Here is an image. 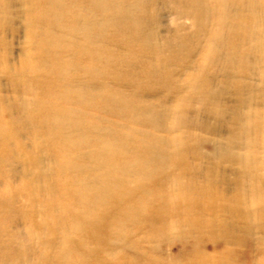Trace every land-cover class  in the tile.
Listing matches in <instances>:
<instances>
[{
    "label": "bare ground",
    "instance_id": "obj_1",
    "mask_svg": "<svg viewBox=\"0 0 264 264\" xmlns=\"http://www.w3.org/2000/svg\"><path fill=\"white\" fill-rule=\"evenodd\" d=\"M36 1L38 19L29 30L37 35L42 25L47 38L38 34V56L24 60L19 82H30L38 96L12 107L0 96V152L8 157L0 162V180L7 179L2 164L14 174L21 164L23 176V197L10 194L6 200L10 185L2 186L0 264H158V247L129 257V243H159L175 233L189 239L183 229L197 232L208 226L203 217L217 213L221 194L195 183L198 167L190 159L204 157L198 146L184 135L166 142L144 119L156 109L143 96L146 85L139 86L141 92L132 90L141 76L134 60L148 70L147 80L153 78V62L145 55L152 41L134 15L138 1ZM231 3L241 8L236 30L260 46L262 0H191L184 11L197 22L215 10L216 23L229 29ZM244 3L251 8L243 10ZM122 24L130 25L127 31L117 26ZM111 27L110 34H122L125 43L109 39ZM214 33L220 39L222 33ZM52 53L53 61L48 60ZM2 75L19 85L11 68ZM191 81L196 93L207 91L209 79ZM187 107L183 101L177 123ZM142 122L153 135L139 128ZM259 131L252 145L264 141V128ZM27 132L41 138L31 141L29 159L22 155L25 144L16 147L19 140L12 139H23ZM220 148L214 156L240 166L239 189L252 190L245 215L264 218V156ZM20 225L26 239L18 235ZM131 228L141 234L137 240L127 236ZM110 241L126 243L112 259ZM186 255L199 256L195 251Z\"/></svg>",
    "mask_w": 264,
    "mask_h": 264
},
{
    "label": "rangeland",
    "instance_id": "obj_2",
    "mask_svg": "<svg viewBox=\"0 0 264 264\" xmlns=\"http://www.w3.org/2000/svg\"><path fill=\"white\" fill-rule=\"evenodd\" d=\"M134 1H138L133 3L136 4L134 15L141 23L138 25L140 31L152 41L148 42L150 53L145 54L153 62L149 72L152 80L146 79L148 70L144 67L143 71L140 59L134 60L141 76L139 85L132 90L141 92L139 86L146 85L143 96L156 109L151 119H144L158 127V135L166 142L184 135L200 148L204 157L190 159L198 167L195 183L220 193L221 206L215 215L203 217L208 226L197 232L188 227L183 229L189 239L175 233L159 243H129L133 246L128 250L129 257L144 256L149 249L158 247V264H264V218L260 217L261 221L258 217L245 215L250 210L246 199L251 197L252 190L248 186L244 187L246 190L239 189L242 186L238 164L214 156V149L220 147V150L253 153L257 158L264 156V141L255 145L250 143L257 135H262L259 128H264V42L257 47L253 36L242 38L244 34L236 30L241 8L235 3L228 9L230 28L226 29L216 23L215 10L207 19L195 22L194 17L184 11V5L190 6L191 0ZM262 2L264 4V0ZM38 4L36 0H0V96L11 107L32 102L38 96L30 82H19L24 60L38 56V34L47 38L42 25L37 35L29 30L31 23L38 19ZM249 7L251 5L244 3L242 9ZM260 16L264 19V6ZM117 26L125 31L130 27L129 24ZM113 29L107 30L109 39L112 35L116 43L123 40L125 43L122 34H110ZM214 31L222 33L220 39L215 40ZM257 33L264 40V22ZM48 60H54L53 53ZM10 68L17 73L14 79L19 83L17 86L2 75ZM193 78L209 79L207 91L196 93ZM183 101L188 107L179 124L176 120ZM139 128L153 135L154 130H150L148 123L142 122ZM28 132L23 139L16 135L17 138H12L16 142L19 140L16 147L25 144L22 155L26 159L33 154V138L41 141L39 135ZM3 155L0 152V162L8 160ZM21 168V164L14 167V174L9 165L2 164L1 173L7 179L0 180V196H3V184L10 185L4 196L6 200L10 199V194L21 193ZM17 229L18 235L26 239L25 228L20 225ZM127 232L132 240L141 235L132 228ZM108 245L112 248L108 258L112 259L120 255L118 252L126 243L110 241ZM193 251L199 256L191 260L186 254Z\"/></svg>",
    "mask_w": 264,
    "mask_h": 264
}]
</instances>
